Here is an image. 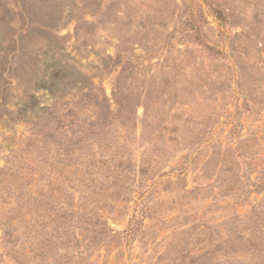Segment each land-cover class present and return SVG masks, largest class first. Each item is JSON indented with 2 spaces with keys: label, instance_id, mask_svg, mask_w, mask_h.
<instances>
[{
  "label": "rangeland",
  "instance_id": "obj_1",
  "mask_svg": "<svg viewBox=\"0 0 264 264\" xmlns=\"http://www.w3.org/2000/svg\"><path fill=\"white\" fill-rule=\"evenodd\" d=\"M264 264V0H0V264Z\"/></svg>",
  "mask_w": 264,
  "mask_h": 264
},
{
  "label": "trees",
  "instance_id": "obj_2",
  "mask_svg": "<svg viewBox=\"0 0 264 264\" xmlns=\"http://www.w3.org/2000/svg\"><path fill=\"white\" fill-rule=\"evenodd\" d=\"M14 261H15L16 264H20V261L19 260L14 259Z\"/></svg>",
  "mask_w": 264,
  "mask_h": 264
}]
</instances>
